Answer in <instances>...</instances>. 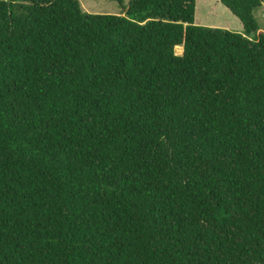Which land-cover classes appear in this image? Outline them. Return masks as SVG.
<instances>
[{"label": "trees", "instance_id": "trees-1", "mask_svg": "<svg viewBox=\"0 0 264 264\" xmlns=\"http://www.w3.org/2000/svg\"><path fill=\"white\" fill-rule=\"evenodd\" d=\"M219 1L0 0V264H264L263 1Z\"/></svg>", "mask_w": 264, "mask_h": 264}, {"label": "rangeland", "instance_id": "rangeland-1", "mask_svg": "<svg viewBox=\"0 0 264 264\" xmlns=\"http://www.w3.org/2000/svg\"><path fill=\"white\" fill-rule=\"evenodd\" d=\"M83 11L93 14H124L131 0H79ZM255 10V18L264 33V0ZM196 25L219 27L244 34L242 21L219 0H197ZM178 51H182L179 47Z\"/></svg>", "mask_w": 264, "mask_h": 264}]
</instances>
